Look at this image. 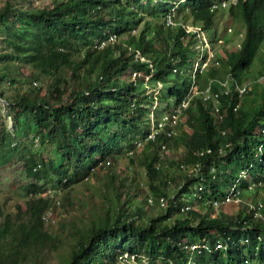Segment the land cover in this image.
Returning <instances> with one entry per match:
<instances>
[{
    "label": "trees",
    "instance_id": "16d2710c",
    "mask_svg": "<svg viewBox=\"0 0 264 264\" xmlns=\"http://www.w3.org/2000/svg\"><path fill=\"white\" fill-rule=\"evenodd\" d=\"M148 1L0 7V40L10 49L0 52V97L13 121L11 131L0 126V162L18 157L32 179L19 186L26 214L0 210V264H45L59 249L63 264H120L124 250L137 264H264V0ZM224 10L243 20L244 37L221 53L215 47L216 61L194 74L211 79L218 110L195 94L170 135L166 126L148 138L189 91L196 55L214 48L215 14ZM168 13L178 24H166ZM188 23L206 41L186 32ZM122 155L138 159L140 178L110 169ZM242 169L241 200L214 206ZM98 171L102 202H82L72 215L81 223L63 222L67 237L51 230L44 213L56 200L46 185L68 190Z\"/></svg>",
    "mask_w": 264,
    "mask_h": 264
},
{
    "label": "rangeland",
    "instance_id": "374dc122",
    "mask_svg": "<svg viewBox=\"0 0 264 264\" xmlns=\"http://www.w3.org/2000/svg\"><path fill=\"white\" fill-rule=\"evenodd\" d=\"M6 0H0V7L5 3ZM48 2L50 0H44ZM147 1V0H145ZM17 4L23 5H40L42 0H17ZM148 2H152L148 1ZM145 2V3H148ZM151 7L152 3L148 4ZM221 11L215 14V21L218 28V34L220 35L219 39L214 48H211V51L214 52L215 47L218 48V52L224 51V49H228L230 47H234L240 41H242L244 37V23L241 18L233 19L229 17V15L224 13L220 15ZM155 19V18H154ZM152 19V20H154ZM159 19V18H158ZM157 19H155L156 21ZM190 25V23H188ZM231 28L230 30H228ZM189 37H187L188 39ZM203 39L206 41L205 36ZM211 46V45H210ZM209 46V47H210ZM194 48V47H193ZM210 49V48H209ZM10 49L6 46V44L0 40V52L9 51ZM146 57L148 59H153L152 52L147 53ZM256 58V57H255ZM255 63V59L252 62V66ZM224 71V69H221ZM250 79L246 81L249 82ZM204 81V79H203ZM258 82L264 84V76H261L257 79ZM39 84L38 81H36ZM36 84V85H37ZM203 84V83H200ZM225 84L228 85L227 78L225 76ZM159 88H162L160 83H157L155 86L149 85L147 91H158ZM159 105V101L155 99L151 106L152 111H154L155 106ZM247 109L252 112L251 106L247 107ZM158 112V111H157ZM152 119H156L157 115L155 112L151 113ZM12 117L9 114V107L4 98L0 97V126L6 125L8 130H12ZM179 151H181L179 149ZM20 157V156H19ZM117 176H123L125 174L131 176H137L140 178L142 174V169L139 167L138 159H134V163H130L126 156H120L118 161L113 164L110 168ZM105 176H103L102 172H97L96 175L90 176L87 180L77 183L74 188H70L68 190L65 189H52L50 185H46V189L44 195H50L55 198V205L48 208L46 214L45 221L49 225L50 229L54 232L61 233V236L67 237V229L65 228V220H76L81 223V219H72V215H78L79 209L82 202H90L93 205H97L102 202V194L105 192V188L103 186V180ZM32 179L25 175V171L23 168V161L21 159L15 158L9 164H3L0 162V210L5 212H11V214H15L17 211H21V213L26 214L23 211L26 208V192L24 190L19 189V186L27 181H31ZM69 201L72 204H68ZM83 205V204H81ZM92 205V206H93ZM224 209H236L237 204H225ZM88 206V205H87ZM218 212V209H216ZM87 212V211H85ZM3 216L0 215V220ZM64 222V223H63ZM67 223V222H66ZM61 249L58 251H52L48 261L45 264H63L62 256L60 255Z\"/></svg>",
    "mask_w": 264,
    "mask_h": 264
},
{
    "label": "built area",
    "instance_id": "2783aa9c",
    "mask_svg": "<svg viewBox=\"0 0 264 264\" xmlns=\"http://www.w3.org/2000/svg\"><path fill=\"white\" fill-rule=\"evenodd\" d=\"M234 2L235 0H223L222 5L229 2ZM165 22L166 24H178V20L174 18V13H168L165 16ZM186 32H191L195 34L197 37L203 38V32L200 30V27L195 25H186L185 26ZM114 39V35H110L108 38L103 39L100 41V46L105 44L107 41ZM206 53V54H205ZM215 51H211V49L205 50L204 46H201L200 52L196 55V58L193 63L192 68V81L189 88V91L187 94L179 101V103L170 111H166L162 114L160 118L157 120V125L153 127V129L148 133V138H154L155 134L159 132L160 130L166 128V126H169V129H166V134L170 135L172 132V126L176 124L179 118H181L185 114V110L190 104V100L195 94H200L203 98V100L208 101L212 98L213 101L216 100V93H213L211 91V84L212 81L208 80L203 87H199L200 83L199 80L196 79L195 73L197 72H204L207 64L209 61L214 60L216 61ZM137 55H139V51L137 52ZM222 85L225 87L227 84H225V80L222 82ZM245 85H240L238 87V92L241 94L245 90ZM214 108L215 110H218L216 106V101L214 102ZM146 137V138H147ZM137 144H140V141L137 142ZM164 147V145H162ZM260 145L258 146V149H260ZM248 175V169H242L239 173V176L235 179V181L230 184L227 188V191L222 194L220 197L215 198L212 203L214 206H218L220 203L225 202H238L241 200V197L238 195L239 188H238V182L241 178H246ZM255 185V181H252L249 185V187H252ZM153 199L152 195L149 196V201L151 202ZM162 200V199H161ZM207 245L205 243H195L191 245V248H199L203 247L205 248ZM216 246H220V243H216ZM120 264H137V253L131 252L129 250H124L119 255ZM146 264L148 263L147 260L145 261Z\"/></svg>",
    "mask_w": 264,
    "mask_h": 264
},
{
    "label": "clouds",
    "instance_id": "9594fccd",
    "mask_svg": "<svg viewBox=\"0 0 264 264\" xmlns=\"http://www.w3.org/2000/svg\"><path fill=\"white\" fill-rule=\"evenodd\" d=\"M218 40H220V39H218ZM211 80V79H210ZM208 81V80H207ZM207 81H205L203 84H200L199 85V87L201 88V87H203V85L207 82ZM201 83V82H200Z\"/></svg>",
    "mask_w": 264,
    "mask_h": 264
}]
</instances>
